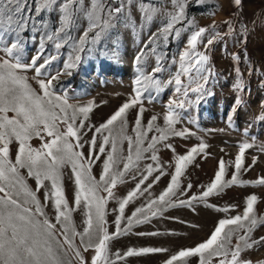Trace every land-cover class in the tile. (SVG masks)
Returning a JSON list of instances; mask_svg holds the SVG:
<instances>
[{
	"label": "rangeland",
	"instance_id": "1",
	"mask_svg": "<svg viewBox=\"0 0 264 264\" xmlns=\"http://www.w3.org/2000/svg\"><path fill=\"white\" fill-rule=\"evenodd\" d=\"M103 2L107 7L112 8L123 4L124 9L112 20L114 26L104 32L99 40L95 39L98 29H92L84 40L82 51H76L75 45L80 41L89 24L88 19L81 12L78 14L75 26L69 31L71 37L69 43L57 50L52 41L45 40L43 53L41 59L37 61V66L44 63V57H56L41 70L45 75L37 77L34 68L26 71L18 70V72L28 78L29 85L39 95L43 93L37 80L44 79L47 82L59 72L61 74L52 81L51 85V91L55 95L67 96L68 103L78 107L87 106L89 102H92V110L87 114V119H84L83 114L77 115L76 126H79V121L82 119L85 125L92 126L84 129L86 134L81 139L84 147L75 148L76 141L69 138L74 145V150L82 151L87 157L90 145L85 141L92 139L95 128L135 96L133 88L134 80L140 75L138 68L145 75L151 74L153 68L156 67L157 55H162L161 64L164 70L155 73V77L162 82V87L160 89L150 88L143 92L140 102L129 108L123 117L126 122L124 135L131 136L135 140L136 132L133 129L136 127V117L141 107L144 109L140 121L142 131L147 129L151 117L157 116V120L153 122V130L143 138L142 148H147L151 137L159 135L155 129L166 127L164 121L166 105L170 99L176 98L174 80L171 84L166 82L179 68V52L185 48L192 31L201 27L208 29L202 42L198 43L197 50L208 55L209 60L206 67L211 68L215 73L205 86L210 95H205L199 103H196L197 94L189 93L193 103L185 105L182 109H176L180 115L173 125L176 132L187 129L189 134L185 136L169 134L167 140L155 145L154 152L164 172L162 176L158 170L148 175L146 167L153 165L155 168L157 161L151 159L153 150L143 152L142 158L135 161V166L122 177L123 182L117 183L113 189L114 198L109 199L106 204L105 227L111 233L116 230L115 221L119 215V201L136 187L144 175H148V179L141 185V189L147 188V191L142 194L138 193L125 206L121 228L125 227L127 218L131 217L137 208L144 207L151 200H157L168 187L175 173L176 157L186 155L193 147H198L201 143L206 145L204 151L197 153L192 163L184 168L183 174L179 177V188L176 194L167 197L164 204L157 203L151 210L145 208L143 215L149 217L147 222L134 224L127 235H121L110 241V249L113 253L118 250L123 254L129 248L167 249L160 253L126 257L117 264H164V261L179 250L193 248L205 242L217 227L219 220L237 215L242 216L248 196L257 197L253 206L254 215L264 216V185L251 183L264 177V119H258L264 116V106H262L264 102V0H242L239 7L234 6L232 0H204L202 3L188 0L187 19L176 25L177 28L183 29L179 38H175L172 34L165 42L163 37L159 36L154 43H149L150 38L167 23V13L174 11L171 0H103ZM28 4L34 20L29 21L26 29L20 33L19 38L22 44L20 54L23 63H30L33 56L40 54L41 37L45 31L43 25L46 23L52 30L59 26L58 11L42 13L36 17L33 0H28ZM83 4L87 9L91 6V0H83ZM141 6L155 7L159 11L153 14L149 21L146 18L142 19ZM187 20L194 21V24L186 27ZM226 21L231 22V29L229 24L225 23ZM33 23L37 24V31L33 30ZM215 33H220L222 38L217 39L208 49H205L203 45ZM2 35L3 43L6 44L16 39L14 32L6 31ZM241 40H246V43H241ZM142 49L144 55L137 63V56ZM153 49H155V54ZM233 54L239 56L238 62L233 60ZM76 55L80 56L76 66L65 70V61H68L70 57L74 60ZM4 56L5 54L0 52V58ZM174 57L177 63H172ZM68 71L70 75L67 74ZM181 78L185 83L189 82L187 77L182 76ZM238 79L243 80L245 91L240 94L243 103L234 109L233 105L238 93L233 89V85ZM192 86L194 87L195 84ZM149 97H152L151 101ZM9 115L13 114L9 113ZM65 127L64 124H59L60 131H64ZM120 130L121 122L117 121L113 126V135H118ZM102 135H108V132L105 131ZM102 135L97 134L96 145L92 148L94 155L100 157L92 164L91 169V174L96 180H99L103 162L108 152L112 150L109 143L104 145L106 151L100 153ZM49 139L51 138L44 136L45 141ZM29 143L34 148H40L41 140L33 137ZM242 143L252 146L245 149L242 155V168L238 175L240 180L250 183L227 186L218 193L200 199L201 193L214 179L221 159L226 164L223 180L231 179L232 174L236 172L235 159ZM166 145H171L172 148ZM10 147V157L14 160L17 145L14 142ZM128 154V141L118 140L117 151L114 153L117 162L113 165V172L123 169ZM253 157L256 158L255 163ZM61 172L65 198L69 207L73 209L70 213L72 226L77 232H82L85 227L86 209L83 202L80 206L74 203L76 186L71 165L66 164ZM21 173L26 178L29 187L35 191V179L27 176L26 169H21ZM157 176H160L159 180L155 179ZM45 183L50 188V182ZM149 184L152 185L150 188H148ZM189 184L191 188H188ZM44 191L45 189H41L36 194L44 205L47 218L55 224L56 210L51 201L45 203ZM100 195L106 196L107 194L101 191ZM0 196H3V193H0ZM193 196L197 199L192 200L190 205L179 203L182 200L188 201ZM225 208L228 210H218ZM152 212H157V215L153 216ZM137 216L142 219V214H137ZM39 218L43 219V217ZM60 231V225L57 224L55 236L63 245L60 255L66 264L69 261L70 264H79L73 252L66 244H63ZM228 231L232 233L230 246L234 247L237 237L243 235L244 229L229 225L225 228V232ZM138 233H157V235H138ZM262 236H264V224L258 225L251 233L253 240H259ZM73 242L85 259L90 262L94 251L89 249L84 252L79 236L74 237ZM242 257L250 260L252 264H257L258 261L264 260V245L247 249L242 253ZM223 258V256H213L211 264H218L219 259ZM199 261V256L187 258V264H199Z\"/></svg>",
	"mask_w": 264,
	"mask_h": 264
},
{
	"label": "snow or ice",
	"instance_id": "2",
	"mask_svg": "<svg viewBox=\"0 0 264 264\" xmlns=\"http://www.w3.org/2000/svg\"><path fill=\"white\" fill-rule=\"evenodd\" d=\"M196 2L202 3L204 0H196ZM232 2L236 7L242 4V0H232ZM33 3L36 17L42 13L58 11L59 26L52 30L46 23L43 25L45 31L41 37L40 54L33 56L30 63H23L20 54L22 44L19 37L20 33L28 26L29 21L34 20V16L31 14L32 10L29 8L28 0H0V52L5 54L3 58H0V193H3V196H0V264H66L60 255V252L63 251V245L55 236L57 224L60 225L63 244H66L68 249L73 252L74 258L79 261V264H117L118 261H122L126 257L167 251L164 248L145 247L140 249L129 248L123 254L118 250L113 253L110 249V241L121 235H127L134 224L147 222L149 217L143 215L145 208L151 210L157 203L164 204L167 197L175 195L179 188V177L183 174L184 168L192 163L197 153L203 152L206 148V145L201 143L198 147H193L186 155L176 157L175 173L172 175L168 187L157 200H151L144 207L137 208L132 216L127 218V225L121 228L125 206L138 193L142 194V192L147 191V188L142 190L141 185L148 179V175H151L154 170L160 171V176L164 175L154 152L155 145L167 140L169 134L177 136L189 134L187 129L182 132H176L173 129V125L180 115L176 109H182L185 105L193 103L189 93L197 94L196 103H199L205 95H210L205 86L215 73L211 68L206 67L209 60L208 55L197 50L198 43L202 42V38L208 29L201 27L192 31L185 48L179 52V68L173 77L166 82L171 84L174 80L176 98L170 99L166 105L167 111L164 115L166 127L155 129L159 135L151 137L147 148H142L143 138L153 130V122L157 120V116H152L147 129L142 131L140 121L144 109L141 107L140 112L137 113L136 127L133 129L136 132L135 140L131 136L124 135L126 122L123 117L129 108L140 102L143 92L150 88L160 89L162 87V82L155 77V73L164 70L161 64L162 55H157L156 67L153 68L151 74L145 75L138 68L140 75L134 80L133 88L135 96L124 103L104 123L95 128L92 139L85 141L90 145L89 154L85 157L82 151L74 150V145L69 141V138L76 141L75 148L82 149L84 147V144L81 143L82 137L86 134L84 129L92 126L85 125L83 119L79 121V126H76L77 115L83 114L84 119H87V114L92 110V102H89L87 106L78 107L69 104L67 96L55 95L51 91V85L52 81L61 74L59 72L47 82L44 79L37 80L43 93V95H39L29 85L28 78L19 74L18 70L26 71L34 68L37 77L45 75L41 70L56 59L55 56L44 57V63L37 66V61L41 59L43 53L45 40L52 41L57 50L69 43L71 40L69 31L75 26L78 14L83 12L89 21L88 29L85 30L84 35L75 45L77 52L82 51L88 32L92 29H98L95 39L99 40L104 32L114 26L112 20L123 11L124 6L121 4L117 8L107 7L103 0H91V6L87 9L84 7L83 0H33ZM171 3L174 11L167 13V23L159 29L158 33L153 34L149 43H154L159 36H162L167 42L169 35L174 34L175 38H179L181 35L183 29L177 28L176 25L187 19L188 0H171ZM141 11L143 13L142 19L146 18L150 21L153 14L159 9L141 6ZM26 12L29 14L26 15ZM225 23L229 24L231 29V22L226 21ZM193 24L194 21L187 20L186 27H191ZM32 27L34 31L38 30L36 23H33ZM6 31L16 34V39L10 44L3 43L2 33ZM219 38H222L221 34L215 33L203 47L208 49ZM240 42L246 43V40ZM152 51L155 54V49ZM143 55L144 50L142 49L137 56V63ZM79 60V55H76L74 60L70 57L68 61H65L64 69H72ZM233 60L238 62L239 56L233 54ZM172 63H177L175 57ZM237 71H239L238 68ZM67 74L70 75V71ZM182 76L187 77L189 82L185 83L181 78ZM192 84L195 86L193 87ZM233 89L238 93L233 105V108L236 109L243 103L242 95H240L245 91L243 80L238 79L233 85ZM151 99L152 97H149L150 101ZM262 106H264V102H262ZM69 110H71V114H69ZM9 113L13 115L10 116ZM258 119H264V116L258 117ZM117 121L121 122V130L118 135H113V126ZM61 123L66 126L64 131H60L59 124ZM105 131L108 132V135H102ZM97 134L102 135L100 153L106 151L105 144L110 143L112 149L103 162L99 180H96L91 174L92 164L100 159L99 155H94L92 152V148L96 145ZM45 135L51 139L45 141ZM33 137L41 140L40 148H34L29 143ZM123 139H126L129 145L127 162L123 164L122 170L113 172V165L117 162L114 157V153L117 151V142ZM14 142L17 148L15 159L12 160L10 146ZM251 146L248 143L240 145V152L235 159L236 172L232 174L230 180H223L226 164L221 159L214 179L201 193L200 199L218 193L227 186L250 183L240 180L238 173L242 168V155L245 149ZM166 147L172 148L171 145H166ZM149 150H153L151 159L157 161L155 168L153 165H148L146 167L148 175H144L136 187L119 201V215L115 221L116 230L110 233L105 227V217L106 204L109 199L114 198L113 189L117 183L123 182L122 177L135 166V161L142 158V153ZM172 150L174 151V149ZM255 159L253 157L254 163ZM66 164L71 165L74 176L76 186L74 203L76 206H80L83 202L86 209L85 227L82 232H77L72 226L70 213L73 209L69 207L61 182V169ZM21 169H26L27 176L35 179V191L27 184ZM160 176L155 179L159 180ZM46 181L50 182V188L45 183ZM251 183L264 185V177ZM151 186L149 184L148 188ZM188 188H191V184L188 185ZM41 189H45V203L51 201L56 210L55 224L47 218L44 205L37 197L36 193ZM101 191L107 195L101 196ZM195 199L197 197L193 196L190 200H182L179 203L190 205L191 201ZM256 200L255 195L248 196L242 216L237 215L219 220L217 227L205 242L199 243L193 248L179 250L164 261V264H187V258L192 256L200 257L199 264H211L213 256L224 257L219 259L218 264H252L250 260H245L242 257V253L253 248V246L264 245V236L260 237L259 240L251 238L254 229L258 225L264 224V216L257 217L254 215L253 206ZM218 210L227 211L228 209ZM137 214H142V219L138 218ZM152 215H157V212H152ZM39 217H43V219ZM229 225L244 229L243 235L237 237V243L234 247L230 246L231 231L225 232L226 226ZM138 235H157V233H138ZM76 236L80 237L84 252L89 251V249L94 251L90 262L85 259L74 244L73 238ZM67 264H70V261ZM257 264H264V260L258 261Z\"/></svg>",
	"mask_w": 264,
	"mask_h": 264
}]
</instances>
